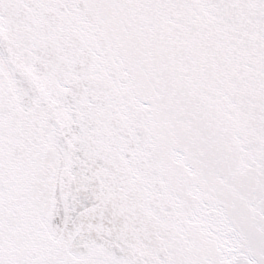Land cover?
Segmentation results:
<instances>
[{"label":"snow or ice","instance_id":"1","mask_svg":"<svg viewBox=\"0 0 264 264\" xmlns=\"http://www.w3.org/2000/svg\"><path fill=\"white\" fill-rule=\"evenodd\" d=\"M0 264H264V0H0Z\"/></svg>","mask_w":264,"mask_h":264}]
</instances>
